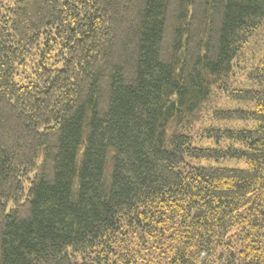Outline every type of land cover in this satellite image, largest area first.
Returning <instances> with one entry per match:
<instances>
[{
    "label": "trees",
    "instance_id": "1",
    "mask_svg": "<svg viewBox=\"0 0 264 264\" xmlns=\"http://www.w3.org/2000/svg\"><path fill=\"white\" fill-rule=\"evenodd\" d=\"M0 264H264V0H0Z\"/></svg>",
    "mask_w": 264,
    "mask_h": 264
}]
</instances>
